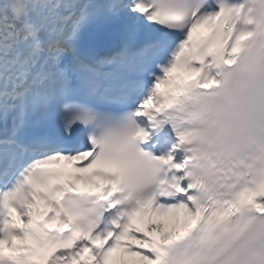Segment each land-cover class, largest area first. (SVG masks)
Instances as JSON below:
<instances>
[{
    "label": "snow or ice",
    "instance_id": "obj_1",
    "mask_svg": "<svg viewBox=\"0 0 264 264\" xmlns=\"http://www.w3.org/2000/svg\"><path fill=\"white\" fill-rule=\"evenodd\" d=\"M118 250L264 264V0H0V264Z\"/></svg>",
    "mask_w": 264,
    "mask_h": 264
},
{
    "label": "rangeland",
    "instance_id": "obj_2",
    "mask_svg": "<svg viewBox=\"0 0 264 264\" xmlns=\"http://www.w3.org/2000/svg\"><path fill=\"white\" fill-rule=\"evenodd\" d=\"M166 224L170 226L169 229H168V230L170 231V230H171V227H172V222L166 220L165 225H166ZM122 258H123L124 260H126L123 256H117V260H119V261H120ZM113 259H114V257H113Z\"/></svg>",
    "mask_w": 264,
    "mask_h": 264
}]
</instances>
